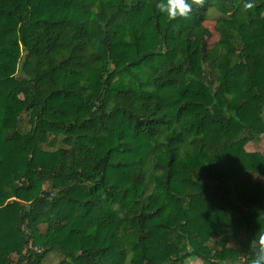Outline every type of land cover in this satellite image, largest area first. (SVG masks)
<instances>
[{"label": "trees", "instance_id": "16d2710c", "mask_svg": "<svg viewBox=\"0 0 264 264\" xmlns=\"http://www.w3.org/2000/svg\"><path fill=\"white\" fill-rule=\"evenodd\" d=\"M157 2L0 0V264H248L264 0Z\"/></svg>", "mask_w": 264, "mask_h": 264}, {"label": "clouds", "instance_id": "9594fccd", "mask_svg": "<svg viewBox=\"0 0 264 264\" xmlns=\"http://www.w3.org/2000/svg\"><path fill=\"white\" fill-rule=\"evenodd\" d=\"M203 0H158L156 8L160 13L166 14L170 19L176 17H186L190 14L193 4L202 5ZM252 0H243L244 9H252ZM250 249L253 251L248 264H264V235H262L255 245L251 242Z\"/></svg>", "mask_w": 264, "mask_h": 264}, {"label": "rangeland", "instance_id": "374dc122", "mask_svg": "<svg viewBox=\"0 0 264 264\" xmlns=\"http://www.w3.org/2000/svg\"><path fill=\"white\" fill-rule=\"evenodd\" d=\"M217 17H218V13L213 12L210 16V20L207 21L203 25V29L205 31V38L207 39L208 43L211 45H213L214 43L219 41V34L215 30V23H216ZM61 146L62 145H61V142L59 140L58 142H53L48 147H45V149L52 151V150H56V149L60 148ZM246 150L248 152H260V153L264 152V136H262L260 138V140L257 142L248 143V145L246 146ZM253 179H254V181H256V178H253ZM46 187H47V184H46ZM237 246H238V244H237ZM218 257H219V261H225V258H226L225 256H218ZM241 259H242V257H241ZM60 261H61V258L52 253V254L48 255V257L44 260L43 264H58ZM192 264H202V262L197 261V262L192 263Z\"/></svg>", "mask_w": 264, "mask_h": 264}]
</instances>
